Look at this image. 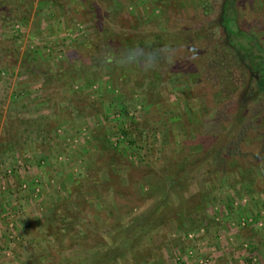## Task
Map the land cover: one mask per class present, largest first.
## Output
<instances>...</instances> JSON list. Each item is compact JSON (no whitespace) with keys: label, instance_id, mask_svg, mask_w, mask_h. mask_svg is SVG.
Listing matches in <instances>:
<instances>
[{"label":"rangeland","instance_id":"374dc122","mask_svg":"<svg viewBox=\"0 0 264 264\" xmlns=\"http://www.w3.org/2000/svg\"><path fill=\"white\" fill-rule=\"evenodd\" d=\"M245 35L264 0H0V264H264Z\"/></svg>","mask_w":264,"mask_h":264},{"label":"trees","instance_id":"16d2710c","mask_svg":"<svg viewBox=\"0 0 264 264\" xmlns=\"http://www.w3.org/2000/svg\"><path fill=\"white\" fill-rule=\"evenodd\" d=\"M225 9L227 10V6H225ZM224 21H225V27L227 29L231 30L234 33H237L238 35H243L242 32H237L238 30H236V31L233 30V28H232L233 27V23H232L233 20L231 18H229V17H227L225 15L224 16ZM139 36H141V35H139ZM245 36H246V38L248 37V35H245ZM118 39H120V38H118ZM132 39H134L137 42L141 41L140 39H138V37H136V38L132 37ZM132 39L130 38L128 40H132ZM248 40L251 41V40H253V38L252 37H249V39L247 38V46H242L243 49L245 50L244 51L245 53L243 55L246 56L247 54H251V56L253 57L250 60L251 61V68L253 70H255L257 73H259V75H260L259 80H258L259 88L264 90V56L259 55V53L256 54V51L254 49L255 46L253 44V41L251 43V42H248ZM255 45H256V43H255ZM108 48L110 49L109 51H110L111 55H114L116 53L115 51H113L111 46H109ZM138 48L140 50L139 51L140 52L139 60H144L147 57L154 55L153 54L154 53V51H153L154 49H149V47H147L144 44H141ZM256 49H259L258 52H260L262 50L261 47H257ZM111 55L107 58L108 62H113V60H114V58L112 59ZM248 56L251 58L250 55H248ZM122 132H124V134L127 135V132H126V130L124 128H122ZM128 141H131V140H128ZM128 144H129V142H128ZM180 178L178 177L175 180H180Z\"/></svg>","mask_w":264,"mask_h":264}]
</instances>
